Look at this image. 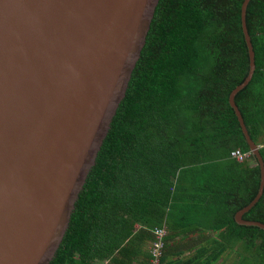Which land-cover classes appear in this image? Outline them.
<instances>
[{"label": "trees", "instance_id": "obj_1", "mask_svg": "<svg viewBox=\"0 0 264 264\" xmlns=\"http://www.w3.org/2000/svg\"><path fill=\"white\" fill-rule=\"evenodd\" d=\"M245 0H160L127 95L113 120L70 227L51 264H214L230 248H255L264 229L235 216L259 193L261 167L230 95L249 75ZM247 27L256 70L236 104L264 160V0ZM249 154L243 162L231 153ZM264 224V194L244 215ZM205 246L184 257L175 240Z\"/></svg>", "mask_w": 264, "mask_h": 264}, {"label": "water", "instance_id": "obj_2", "mask_svg": "<svg viewBox=\"0 0 264 264\" xmlns=\"http://www.w3.org/2000/svg\"><path fill=\"white\" fill-rule=\"evenodd\" d=\"M160 0H0V264H51L127 95ZM230 95L264 194V160Z\"/></svg>", "mask_w": 264, "mask_h": 264}, {"label": "crops", "instance_id": "obj_3", "mask_svg": "<svg viewBox=\"0 0 264 264\" xmlns=\"http://www.w3.org/2000/svg\"><path fill=\"white\" fill-rule=\"evenodd\" d=\"M213 237L212 232L204 235L205 241H199V236H191L192 240L177 239L173 242V245L179 247L184 252V257H188L196 252V249L207 244L206 238ZM255 248H247L237 246L230 248L223 253L220 258L214 264H264V260L256 255Z\"/></svg>", "mask_w": 264, "mask_h": 264}, {"label": "built area", "instance_id": "obj_4", "mask_svg": "<svg viewBox=\"0 0 264 264\" xmlns=\"http://www.w3.org/2000/svg\"><path fill=\"white\" fill-rule=\"evenodd\" d=\"M232 158L243 162L245 159L249 157V154L243 153L241 150H235L231 153ZM157 242L152 247L153 254V263L152 264H160V258L162 257V249H163V239L166 236L165 230H158L157 233Z\"/></svg>", "mask_w": 264, "mask_h": 264}]
</instances>
